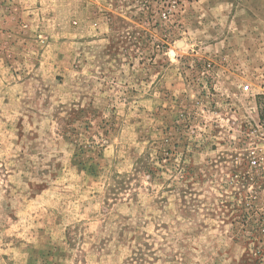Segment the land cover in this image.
<instances>
[{
    "label": "rangeland",
    "instance_id": "374dc122",
    "mask_svg": "<svg viewBox=\"0 0 264 264\" xmlns=\"http://www.w3.org/2000/svg\"><path fill=\"white\" fill-rule=\"evenodd\" d=\"M263 74L264 0H0V264H264Z\"/></svg>",
    "mask_w": 264,
    "mask_h": 264
},
{
    "label": "built area",
    "instance_id": "2783aa9c",
    "mask_svg": "<svg viewBox=\"0 0 264 264\" xmlns=\"http://www.w3.org/2000/svg\"><path fill=\"white\" fill-rule=\"evenodd\" d=\"M243 90L259 102L257 120L250 124L248 145L245 149V175L251 183L250 193L259 202L264 215V74L258 87L247 82Z\"/></svg>",
    "mask_w": 264,
    "mask_h": 264
}]
</instances>
